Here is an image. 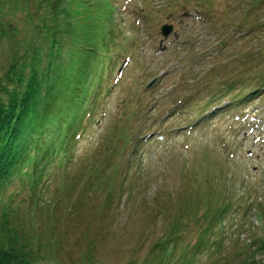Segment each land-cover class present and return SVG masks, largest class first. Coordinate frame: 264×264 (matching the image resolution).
Masks as SVG:
<instances>
[{
	"label": "rangeland",
	"instance_id": "374dc122",
	"mask_svg": "<svg viewBox=\"0 0 264 264\" xmlns=\"http://www.w3.org/2000/svg\"><path fill=\"white\" fill-rule=\"evenodd\" d=\"M75 1L0 0V99L8 100L34 62L61 74L57 88L70 80L62 97L89 87L88 62L94 81L103 75L96 109L70 157L47 163V180L36 190V198L52 203L29 199L36 168L6 182L0 213L10 210L18 224L55 237L36 264H160L156 244L178 222L186 225L174 257L162 264H181L182 249L196 247L211 225L214 233L205 237L217 246L198 251L194 264H264V94L206 115L217 110L208 101L218 93L252 92L229 93V84L253 85L264 68V60L247 58L264 42V35L258 41L247 34L264 24V0H109V15L90 0ZM163 23L174 26L166 39ZM107 29L113 33L105 39ZM50 32L59 40L54 47ZM81 107L76 103L73 113ZM58 108L30 140L47 147L67 138L57 132L66 115ZM34 148L27 146L32 154ZM218 162L233 181L213 178ZM227 201L215 223L211 215ZM87 252L91 260L83 258Z\"/></svg>",
	"mask_w": 264,
	"mask_h": 264
},
{
	"label": "trees",
	"instance_id": "16d2710c",
	"mask_svg": "<svg viewBox=\"0 0 264 264\" xmlns=\"http://www.w3.org/2000/svg\"><path fill=\"white\" fill-rule=\"evenodd\" d=\"M75 2L78 3L77 0ZM259 2L260 1H256L255 5L260 6L261 4H259ZM90 4L92 5L91 8L108 12V15L114 9L109 0H105V2H99V0H90ZM43 27L46 28V23ZM235 29L239 30L240 28L237 26ZM112 33L113 32L110 29H107L105 32V34H107L105 35V39L106 36L110 38ZM247 34H253V40L258 39L259 41V39H263L264 24L257 23V25H254L248 29ZM48 37L49 40H51L53 47L59 43L55 33L52 34V32H50ZM225 43L226 41L221 44L225 45ZM256 57L258 60L259 58L264 60V42L259 43L258 47L253 46L250 52L247 54L248 59ZM34 59H36V56L33 57V60ZM17 62H19L18 59H16L11 64L9 68L10 72H12L11 70L15 69L18 64ZM85 65L86 64H82L81 66L84 67ZM85 67L88 68V71L85 74L87 75V78L85 79L84 83L86 84L85 86L89 85V87L84 90L81 96L79 95V91H77V93H75V95H73L71 98L62 97V94H65L66 90L72 84H69L70 80L65 81L64 89H59L56 87L55 82L56 80L61 79V74L59 72H50V70L43 68L40 69L39 63L34 62L27 78H20L16 87L13 90L8 91V100L5 101L0 99V206L1 201L3 200V193L4 188H6L7 180L14 175H18L19 173L31 175L29 172L30 168H36V171L32 173V177L36 178H32L34 180H31L32 193L29 199L36 203V206H40V204H48L50 202L52 203V201L49 199L40 200L39 198H36L37 188L41 185H44L48 177L45 174L46 166L48 165L47 163L55 160V157L58 158L60 155V163H62L63 159L67 160L70 157V152L73 150L71 148L72 141L75 140L76 134L84 129V127H82V122L88 115L89 111L96 109L95 103L97 102V99L100 95L102 80L98 79L94 81L95 75L93 74V66L91 62H88ZM80 73L82 74V71H80ZM101 77L102 76H100V78ZM253 80H256L253 85H247L245 82L246 86L243 85V87H240L244 83V80L233 79L229 85L230 88H232V91L238 93H241L246 89H252L254 92H256L261 87L262 90H264V68L262 71H259L257 75L255 74V76L252 78V81ZM92 83H94L93 86H91ZM89 89L91 90L89 91ZM242 94H240L241 97L239 98L237 97L238 94L235 93L234 98L236 97V102L243 103V101L248 99L249 95ZM58 100H61L64 103L59 108ZM76 103H80V106L82 107L77 113H73L74 105ZM55 108H58V110H60L63 115L64 113L66 114L63 117L65 121L62 123L60 122L61 127L59 126L57 132H64L67 138L61 142L54 144L52 143L47 147L42 146L40 141L33 142L30 140L29 138L32 137L33 133L40 127L41 123H43L44 120L48 119L49 116L55 112ZM71 136L72 138L70 140L69 137ZM121 137L129 140L124 135H121ZM58 138L59 137H56L54 140L57 141ZM30 144L35 145V154L30 153V151L27 149V146H30ZM25 146L26 149L24 148ZM42 151V162L45 165L43 167L41 165V168L37 170L38 164L36 161L38 158L36 159V156H40ZM50 152L51 154H49ZM92 165L96 167L95 164ZM219 165V162L218 164H215L217 167L215 170L217 176L212 174L213 178H226L227 176L229 177V181H233L232 176L234 175H229V172L222 169V166ZM209 185L211 187L213 184L209 183ZM39 195L40 194H38V196ZM110 201L111 200H109V203ZM228 203L229 201L225 203L226 205H223L222 203L218 212H216L214 215H211V218L214 217L213 219L215 220V223L217 220L221 219V215L229 206ZM212 208L213 207L211 204L210 209ZM211 212L214 213V211ZM11 213L13 212L10 210H5L2 212V214L0 213V264H36L40 251L43 249H49L51 246L50 242L52 240L54 242L55 237L53 235L49 236L45 234L46 230L38 233V230L31 228V225L26 227V225L22 226L23 224L21 223L18 224L16 222V218L12 217ZM210 214L211 213H205L203 216L204 218H208ZM31 218L32 217L30 216V219ZM185 225L183 222L173 223L168 234L163 237L164 239H160L156 244L160 250V253L157 256L158 262H161L160 264L167 261V259L169 263L172 257H174L176 250L174 245H177V243L180 241V237H176V235H179L178 233L182 231V226ZM212 227L213 225L207 227L204 232L201 233V242L197 244L196 247L190 249V251H188L189 247L182 249V253L179 257L180 259H178L181 260V264H194L193 258L196 256V254H198V251L201 250L202 252H206L207 250H210L213 245L217 246L216 242L211 244L205 237L208 234L211 235V233H214ZM171 245H173L172 249L170 248ZM189 252L192 253V257L190 259L187 257ZM91 257V252H87V254L83 255V258L87 260H91ZM148 264L158 263L154 261Z\"/></svg>",
	"mask_w": 264,
	"mask_h": 264
},
{
	"label": "water",
	"instance_id": "95a60500",
	"mask_svg": "<svg viewBox=\"0 0 264 264\" xmlns=\"http://www.w3.org/2000/svg\"><path fill=\"white\" fill-rule=\"evenodd\" d=\"M162 29H163L164 35L167 36L172 31L173 26L165 24V25H163Z\"/></svg>",
	"mask_w": 264,
	"mask_h": 264
}]
</instances>
